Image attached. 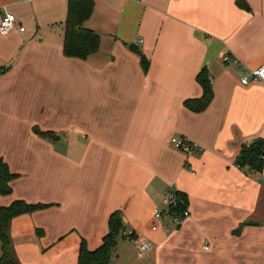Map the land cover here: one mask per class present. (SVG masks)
<instances>
[{
    "label": "crops",
    "instance_id": "0c3cea01",
    "mask_svg": "<svg viewBox=\"0 0 264 264\" xmlns=\"http://www.w3.org/2000/svg\"><path fill=\"white\" fill-rule=\"evenodd\" d=\"M93 1L85 26L99 46L79 59L62 51L67 0H0V17L15 9L24 26L0 34V158L16 175L0 207L43 205L10 220V253L77 264L80 243L97 248L119 211L109 264H264V161L236 165L242 144L264 136V82L240 81L264 64V0H244L249 11L236 0ZM203 67L213 95L195 112L183 102L202 95ZM172 135L201 151L185 155ZM166 190L190 216L151 230Z\"/></svg>",
    "mask_w": 264,
    "mask_h": 264
},
{
    "label": "trees",
    "instance_id": "16d2710c",
    "mask_svg": "<svg viewBox=\"0 0 264 264\" xmlns=\"http://www.w3.org/2000/svg\"><path fill=\"white\" fill-rule=\"evenodd\" d=\"M244 10L249 11V6L244 0H236ZM94 8L93 0H67L66 16L64 20V33L62 41V51L67 57L86 59L94 54L99 46V34L93 29L85 26L86 20L92 14ZM140 62L144 72L148 70V60L140 54ZM6 68H0V74L5 72ZM196 81L202 88V95L197 99H186L184 105L195 112L206 108L212 99V88L205 67L201 68L196 74ZM36 133L44 135L45 133L35 130ZM264 161V136L257 137L248 143L242 144L236 158L238 167H248L254 171H260ZM16 175L12 173L6 162L0 158V194L6 195L11 192L10 181ZM177 192V191H176ZM180 198H185L177 192ZM184 203L181 205L183 206ZM43 207L41 204H29L23 200L16 199L8 206L0 207V241L2 254L0 255V264H20L10 253V239L8 236V226L10 220L21 213H26ZM182 209V208H178ZM123 230L121 213L114 211L108 218V231L102 238L101 244L90 250L84 242H81L78 250L77 264H109L110 258L117 245L119 234ZM238 231V229L236 230Z\"/></svg>",
    "mask_w": 264,
    "mask_h": 264
},
{
    "label": "built area",
    "instance_id": "2783aa9c",
    "mask_svg": "<svg viewBox=\"0 0 264 264\" xmlns=\"http://www.w3.org/2000/svg\"><path fill=\"white\" fill-rule=\"evenodd\" d=\"M18 25V26H17ZM17 26L19 31H24V26L19 24L15 15L6 9V6H2V14L0 17V34L6 35L10 30ZM222 61L225 64H236L238 59L230 54H224ZM211 81V78H209ZM242 84H248L250 81L264 82V64H260L256 68L248 70L240 78ZM167 141L176 150L184 153L185 155L191 154L195 151H201V147L191 142L187 138L179 135L170 136ZM237 165V164H236ZM238 166V165H237ZM161 201L164 206L161 208H154L153 210V222L151 224V230H156L161 222V226L164 230H171L181 225V223L190 216V210L188 209L184 198H180L179 194L174 190H166L161 194ZM184 203L183 206H181ZM178 208H182L181 210ZM130 231H126L125 234H129ZM150 246L148 241H142L138 244L140 253L145 252Z\"/></svg>",
    "mask_w": 264,
    "mask_h": 264
},
{
    "label": "water",
    "instance_id": "95a60500",
    "mask_svg": "<svg viewBox=\"0 0 264 264\" xmlns=\"http://www.w3.org/2000/svg\"><path fill=\"white\" fill-rule=\"evenodd\" d=\"M128 47H129V49L132 52H134L135 54L140 55V49H139V47H138V45L136 43H130Z\"/></svg>",
    "mask_w": 264,
    "mask_h": 264
},
{
    "label": "rangeland",
    "instance_id": "374dc122",
    "mask_svg": "<svg viewBox=\"0 0 264 264\" xmlns=\"http://www.w3.org/2000/svg\"><path fill=\"white\" fill-rule=\"evenodd\" d=\"M11 10H12V12L15 13V15L18 17V12H17V10H15V9H11ZM25 24L28 25L29 22L25 20Z\"/></svg>",
    "mask_w": 264,
    "mask_h": 264
}]
</instances>
